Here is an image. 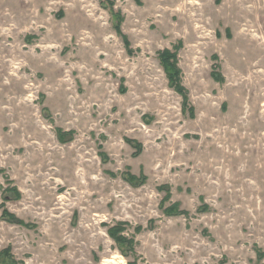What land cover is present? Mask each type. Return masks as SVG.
Here are the masks:
<instances>
[{
    "label": "rangeland",
    "instance_id": "1",
    "mask_svg": "<svg viewBox=\"0 0 264 264\" xmlns=\"http://www.w3.org/2000/svg\"><path fill=\"white\" fill-rule=\"evenodd\" d=\"M263 73L264 0H0V264H264Z\"/></svg>",
    "mask_w": 264,
    "mask_h": 264
},
{
    "label": "trees",
    "instance_id": "2",
    "mask_svg": "<svg viewBox=\"0 0 264 264\" xmlns=\"http://www.w3.org/2000/svg\"><path fill=\"white\" fill-rule=\"evenodd\" d=\"M175 57H176L175 54H172L168 51H166L165 53L162 54V60H163L162 63L164 65L167 76H168L171 84H173V85L176 81H178V75H179V70L176 67ZM177 89L180 92H182V88L180 86L179 87L177 86ZM129 177H130V181L135 180V177H133V176H129ZM171 210H175V209H171ZM171 210L169 209L170 212H171ZM6 214L9 218L15 219L12 215H10L8 213H6ZM119 229L110 230L109 232H110L111 237H113L115 239V241L117 243H119L120 245H125L126 243H128L127 245H130V243L126 239H124V237H121L119 235V233H118V231H120Z\"/></svg>",
    "mask_w": 264,
    "mask_h": 264
},
{
    "label": "bare ground",
    "instance_id": "3",
    "mask_svg": "<svg viewBox=\"0 0 264 264\" xmlns=\"http://www.w3.org/2000/svg\"><path fill=\"white\" fill-rule=\"evenodd\" d=\"M261 48V47H260ZM253 70V69H252ZM258 71V70H257ZM249 73V72H248ZM254 74V73H253ZM254 82V81H253ZM264 73L259 75V82L257 84H254L252 87V95L254 94V101L256 103H259L261 101H264ZM251 88V82L250 80H247V89ZM248 91V90H247ZM263 92V93H262ZM263 120H264V114H263ZM260 126H264V125H260ZM253 136V135H252ZM247 137H250L247 134ZM254 138V136H253ZM256 138V137H255ZM258 140V139H257ZM259 142V141H258Z\"/></svg>",
    "mask_w": 264,
    "mask_h": 264
}]
</instances>
